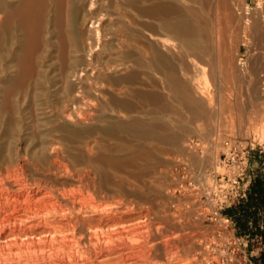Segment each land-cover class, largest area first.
<instances>
[{"label":"bare ground","instance_id":"6f19581e","mask_svg":"<svg viewBox=\"0 0 264 264\" xmlns=\"http://www.w3.org/2000/svg\"><path fill=\"white\" fill-rule=\"evenodd\" d=\"M178 1L0 0V264H178L173 231L144 207L140 184L145 162L155 161V144L171 147L180 137V131H166L168 125L157 114L156 109L171 108L155 86L190 115L189 122H207L215 105L205 79L181 80L174 67L180 64L169 56L174 47L188 57L206 55L214 47L211 20L200 1L198 7L192 5L197 0ZM233 5L214 0L211 7L236 21L235 40L244 45L251 40L258 58L246 73L230 55L219 51L213 57L211 52L215 60L209 73L218 75V83L220 77L231 78L251 90L253 100H248L254 103L246 105L263 137L264 5ZM127 40L159 75L147 78L154 89H130L132 83L142 86L135 65L143 59L131 57ZM53 70L59 79L55 88L49 75ZM46 81L52 91L45 89ZM140 104L152 105L147 120L139 115L146 113ZM241 105L227 103L238 112ZM109 138L117 141L115 147L102 141ZM120 169L132 173L134 188L124 185L130 183L126 178L124 184L115 179L113 171ZM184 240L190 251L191 240Z\"/></svg>","mask_w":264,"mask_h":264},{"label":"rangeland","instance_id":"374dc122","mask_svg":"<svg viewBox=\"0 0 264 264\" xmlns=\"http://www.w3.org/2000/svg\"><path fill=\"white\" fill-rule=\"evenodd\" d=\"M182 1L184 3L181 4H187V3L192 4L193 2L189 0H188L189 2L181 0L178 1V3ZM198 1L202 2V0H197L194 1L195 3L193 2L192 5L193 6L197 5L198 7ZM204 1L203 4L205 3ZM206 1H208L207 4L209 3L208 6L206 4L203 5L200 2L199 4L200 6H202L203 14L205 13L204 11H206L204 15L205 18L211 20L210 25L212 26L210 27H212V29L210 28L209 36L210 37L212 36L213 40L211 41L210 37L209 40L213 42L214 47L210 42L208 43V45L210 44L212 45L210 46L211 48L213 49L215 48L214 50L210 48L211 50L209 49L210 51L208 52L210 53L213 52L211 54L212 56L213 55L215 56L216 54L219 55L220 52L222 53L220 54L221 56L223 55L226 56L227 54L230 55L232 59V63L235 66L238 63L239 66L246 68V73H249L251 68L250 65L253 63V60L254 61L257 60L256 57L258 58L259 54L258 52H256L258 49L255 47V45L252 43L251 40L250 42H248V45L238 43L239 41L235 40L238 34L236 21H233L232 18L229 21H227L226 18L224 17L225 11L223 13V10L218 9L217 11L213 8V6L211 7V5L214 3V0H210V1L206 0ZM226 1L232 5L235 4L233 5L234 7L238 2L244 1L246 4H248V7L251 9L264 5V0H240V1L226 0ZM211 8L213 11L210 10ZM215 14L217 15L218 18L215 17ZM221 17L224 18L222 19ZM228 23H230L231 26ZM235 25L236 27L234 28ZM215 27H217L216 31H218L216 32L217 38H215ZM233 29L235 31H233ZM212 31L213 33H211ZM234 32H236L237 34ZM160 35L164 37L166 36L162 32L160 33ZM116 45L118 44H114V46ZM124 46H127L128 48L131 47L130 50H132L133 52L131 55L132 58L133 56L135 57L139 56L140 57V58L138 57L139 59L144 58L142 54H139V50L137 51V49L134 48V45L131 43L130 40L128 41L127 45ZM124 46H119V47L120 48L122 47L121 49H123ZM162 50L164 49L162 48ZM178 50H179L178 48L174 47L173 49H171L172 53L171 51L169 52L170 54L169 56L172 55L171 57L172 61L175 60L180 62V63L176 62L177 64L180 65L178 66L174 65V67L176 68V70L175 68L174 70L177 73L178 77L184 81L193 80L192 83L196 82L197 80L199 82L200 79H201L200 82H202L205 79L203 81V84L206 81V83L204 84L206 86L204 87H207V90L210 93L212 100L211 103H213V105L214 103L215 105L216 104L217 105L216 106L214 105L216 108L213 106V112L211 114V118L207 120V122L206 121L204 122L202 120H198L199 122L197 120L189 122L188 119L190 115L186 113L182 108H180L174 100H170V97L167 95L168 92L163 90V88L160 89L158 86H155L156 90L158 89L161 95L163 94L162 99L163 100L164 98L166 99L164 101L168 103L169 107L174 111L177 110V112L176 111L174 112L171 109L170 110L168 109L165 110L166 111L165 112V111H161L160 109L159 110L156 109L157 114L159 115V117L161 114L162 117H160V120L163 123H165V126L168 125L166 126L167 128L166 131H176V132L180 131L179 132L180 137L178 138L179 140H177L176 142V145L178 147H176V145L170 147L169 144H167L166 142L162 144L163 141H161L162 143L159 142V144H157L158 143L157 142L155 144L157 150L155 152L156 156L154 162H156L157 160L158 162L151 163L149 162L150 160L145 162L146 166L152 164L153 167L155 165L154 167L155 169H150L151 167L149 168L148 166H147L148 169H146L147 167L142 168V170L144 169L143 173L145 174L143 175L142 173L141 176L142 181L140 184L141 187L143 188L142 191L145 194L144 199L146 200L144 201V203L142 202V204L144 205L145 208L149 210V212L152 213V214L150 213V215L154 216L153 217L154 220L160 222V224L164 227V229L167 230L169 229L170 231L171 230L173 231L172 235L175 238L174 239L175 245H177V247L174 250H177L176 253L178 256L177 257L178 264H184V263L185 264H260L259 261L260 259L258 255L259 252L262 249H264V242L262 240L261 241L255 240V238L260 237L258 231V228L260 226L258 225V221H260V214H261V211L259 210L260 202L256 200L255 196L257 195L258 190L260 192H264V136L261 137L260 135H258L259 133V131L257 133L258 122L255 121L254 111L251 108H249L250 107L249 105H252L254 103V101L248 100V99L253 100V98H251L252 96L251 90L245 89L241 84L240 85L237 84L238 81L234 82V79L230 80L231 78L224 80L219 76L220 77L219 83L216 82L217 79L215 80V77L218 75L215 74V76H213L210 75L211 73H209L211 71L210 63L214 62L215 60V58H213L214 56L212 57L214 60L211 58L210 53H207L206 55L205 54L200 55L197 57L194 56L192 57L191 55L190 57H188V54L185 53V51L182 49L179 50V53L181 51V54L184 53V56H182L181 54L179 55V53L177 52ZM177 54L180 56V58L178 57ZM185 55L187 57H185ZM107 56L108 55L105 54V57ZM111 56L112 55L109 54V57ZM173 56L176 58H174ZM201 56L202 58L199 59L198 57ZM208 57H210L213 61L211 60L209 62L210 59H208ZM144 59L143 61L140 60L142 63V64L140 63L141 65L139 66L135 65V67L139 69L140 72L143 73L142 74L139 72L138 74V79L141 78V82L143 81L142 86L141 83L140 84L132 83L129 84V86H131L130 89H132V86L134 85L137 86V88L133 87V89L148 90L151 88L153 89L155 88L148 85V82L149 80H152L150 78H152L153 75H154L153 80H157L159 75L155 72L153 74V71H150V69L147 66H145L146 63ZM191 60L192 61L195 60L193 62L196 63L193 64ZM207 60L209 62V70H207L206 68L208 66ZM197 61H199V63ZM203 61H206L207 65ZM199 64H201L202 66ZM144 68L149 69V71H146ZM177 69L180 70L178 71ZM55 73L56 70H53L51 74H49L50 80L54 81L53 88H55L59 82L58 76ZM147 73L149 76L146 75ZM246 73L244 75L245 80L248 79ZM141 74L143 77H140ZM144 76H147L146 79H144L145 78ZM147 78L149 80H147ZM221 79L222 81H220ZM223 80L225 82L227 81L226 85H224L225 82L223 83ZM46 83L44 82L45 89L47 90L53 89L52 86L50 85V82L46 81ZM216 83H218V85H216ZM220 83L221 85H219ZM223 88H225L224 91ZM218 91L221 92L218 93ZM124 95L129 96L132 100H136V98L134 96H130V94L128 95L127 93H125ZM221 95L222 98L216 97V96L221 97ZM221 99H223V101ZM220 101L222 102L225 101L224 102L225 104L222 105L221 104L222 102ZM233 102H240L242 104L238 109L240 112L236 111L237 109H233V108L231 109L230 107L227 106V103H233ZM249 102H253V103L250 104ZM247 103L249 104L248 106L246 105ZM146 105L144 107V105L140 104V108L141 107L145 108L142 110H144L143 112L146 113H139V115H141L140 117L145 118V120H147L150 117V115L153 113L151 109L152 105L150 104H146ZM146 109L148 111L149 110L151 111L147 113L148 111ZM160 112H164V113H160ZM262 112L264 113V107ZM95 113H97V111H95ZM122 116L119 115L117 117H121V118L125 117ZM183 127L185 129L183 131L180 130ZM226 136L235 137L236 139L242 142H247V143L251 142L252 148L249 149L248 161H247V168H248L247 177H246L247 193H246V197L241 202L229 203V204H226V202H224L220 207H218L217 204H215V202L213 201V199L207 200L204 197L203 192L206 189V186L211 182V178L213 177L214 174L213 173L214 168H216L217 170L220 169L216 164V159L219 153L221 141ZM95 137L98 139V141H101V137L99 135L96 134ZM109 139L110 141L109 140L104 141V139H102V141L103 142L108 141L107 143L110 147H115L117 141L113 138H109ZM149 143L150 142H146V147L149 145ZM213 156L215 157L213 158ZM118 172L119 170H117V173L113 171V173L116 175V176L114 175V177H116L115 178L116 180H120L122 184H124L126 180L127 183L130 181L129 185L126 183L124 185L128 188L135 187V180L133 179V176L130 175L132 173L129 170L127 171L126 169H122V170L120 169V172L119 173ZM119 176L121 177V179ZM125 178L126 180L123 181L122 179ZM222 216H228V219L224 220ZM185 237H188L191 240L190 244L191 243L192 244L189 247L190 251L187 250V247L185 248L186 245L184 242ZM183 248L186 249V251Z\"/></svg>","mask_w":264,"mask_h":264},{"label":"built area","instance_id":"2783aa9c","mask_svg":"<svg viewBox=\"0 0 264 264\" xmlns=\"http://www.w3.org/2000/svg\"><path fill=\"white\" fill-rule=\"evenodd\" d=\"M251 142H242L235 137L222 139L210 184L203 192L207 200H212L218 207L222 203H238L246 197L247 161ZM224 220L228 216H222Z\"/></svg>","mask_w":264,"mask_h":264},{"label":"trees","instance_id":"16d2710c","mask_svg":"<svg viewBox=\"0 0 264 264\" xmlns=\"http://www.w3.org/2000/svg\"><path fill=\"white\" fill-rule=\"evenodd\" d=\"M256 200L260 202V204L262 205V210H263V216H262V226L258 228L259 234L262 238V241L264 242V192H260L258 190L257 195L255 196ZM259 261L260 264H264V249H262L259 252Z\"/></svg>","mask_w":264,"mask_h":264},{"label":"crops","instance_id":"0c3cea01","mask_svg":"<svg viewBox=\"0 0 264 264\" xmlns=\"http://www.w3.org/2000/svg\"><path fill=\"white\" fill-rule=\"evenodd\" d=\"M260 205V211H261V214H260V221H258V225L261 227L262 226V216H263V210H262V205L261 204H259ZM255 240H262V238H261V236L260 237H258V238H255Z\"/></svg>","mask_w":264,"mask_h":264}]
</instances>
